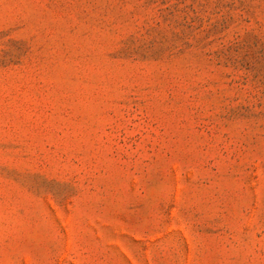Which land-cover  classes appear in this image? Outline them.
<instances>
[{"label":"rangeland","instance_id":"1","mask_svg":"<svg viewBox=\"0 0 264 264\" xmlns=\"http://www.w3.org/2000/svg\"><path fill=\"white\" fill-rule=\"evenodd\" d=\"M0 264H264V0H0Z\"/></svg>","mask_w":264,"mask_h":264}]
</instances>
